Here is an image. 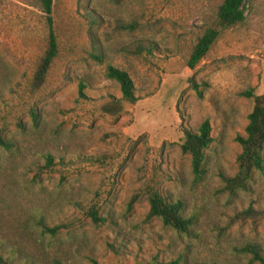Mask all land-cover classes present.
Instances as JSON below:
<instances>
[{
    "label": "rangeland",
    "instance_id": "obj_1",
    "mask_svg": "<svg viewBox=\"0 0 264 264\" xmlns=\"http://www.w3.org/2000/svg\"><path fill=\"white\" fill-rule=\"evenodd\" d=\"M221 2L53 0L58 54L40 83L48 38L40 4L0 0L6 264H259L239 249L256 243L264 254V173L233 194L221 191L220 174L237 171L235 137L253 104L242 93L264 94V0H246L243 22L220 29L195 68L186 65L204 30L219 28ZM107 64L134 85L136 100H121L119 110ZM205 119L212 141L194 181L182 130ZM152 190L181 200L188 233L147 217ZM42 223L59 229L43 232Z\"/></svg>",
    "mask_w": 264,
    "mask_h": 264
},
{
    "label": "trees",
    "instance_id": "obj_2",
    "mask_svg": "<svg viewBox=\"0 0 264 264\" xmlns=\"http://www.w3.org/2000/svg\"><path fill=\"white\" fill-rule=\"evenodd\" d=\"M41 11L44 13L45 23L48 31L47 47L40 59L38 68L35 72L37 82H43L50 65L58 54V42L54 29V20L52 17L53 0H37ZM246 0H222L217 10V27H209L204 30L202 35L194 44L186 65L189 69L195 68L199 61L206 55L211 45L220 34V29H224L243 22L245 18ZM94 58L101 61V57L95 55ZM105 76L114 80L121 92V98L113 102V107L117 110L121 108V100L134 102V85L132 79L125 70L119 69L111 64L105 67ZM196 89V84L193 85ZM84 84H78V96L86 98L84 93ZM246 97L253 99L252 108L247 115V124L243 135H237L235 141L241 146V151L236 157L237 171L233 176L220 174L223 183L221 191L233 194L237 190H246L248 181L253 172L264 173V94L254 95L253 90L248 89L242 93ZM210 124L207 119L203 120L197 128V131L188 129L182 130V141L180 144L181 152L188 154L190 158V167L194 181L202 178L204 169V150L208 147L212 138L210 136ZM0 147L8 148L9 144L0 136ZM48 162L50 158L48 157ZM149 210L147 217H157L164 226L172 228L179 234L188 233L192 225V220L183 214V204L181 200H170L163 196L159 191L152 190L148 196ZM89 216L94 222L102 221L97 215L95 209L89 211ZM43 232L55 234L59 227H47L41 224ZM242 253L249 254L251 261L264 264V254L256 243H247L239 249ZM156 263V264H174ZM0 264H6L0 256Z\"/></svg>",
    "mask_w": 264,
    "mask_h": 264
}]
</instances>
